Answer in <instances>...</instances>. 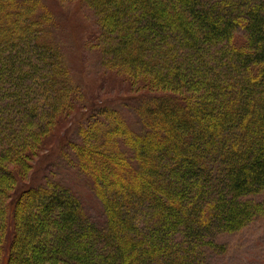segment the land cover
Instances as JSON below:
<instances>
[{"label": "trees", "instance_id": "1", "mask_svg": "<svg viewBox=\"0 0 264 264\" xmlns=\"http://www.w3.org/2000/svg\"><path fill=\"white\" fill-rule=\"evenodd\" d=\"M86 1L102 58L161 90L125 104L144 131L118 106L85 111L74 156L104 218L56 182L18 188L0 264H207L264 190V0ZM50 11L0 0V196L28 165L24 124L63 97L46 102L64 71Z\"/></svg>", "mask_w": 264, "mask_h": 264}, {"label": "rangeland", "instance_id": "2", "mask_svg": "<svg viewBox=\"0 0 264 264\" xmlns=\"http://www.w3.org/2000/svg\"><path fill=\"white\" fill-rule=\"evenodd\" d=\"M42 2L52 12L49 28L51 42L55 44L52 49L56 50L57 47L61 66L64 68L54 85L57 91L51 92L49 99L46 97V102H52L58 95L63 97L56 109L45 105L43 114L40 113L38 118H33L29 123H23L32 138L29 140L30 152L25 158L28 165L24 172L17 175V185L0 196V254L8 226L10 195L15 197L14 193L18 188L22 189L31 183L45 180L70 187L79 194L93 220L97 222L104 218L99 199L94 195V181L79 171V162L74 156L77 152L75 145L84 140L80 129L83 126L82 120L87 117L85 111L118 106L128 116L127 120L133 127L140 126L144 131L147 125L138 123L132 113H136L137 109L130 110L132 107H128L129 110H125V104L137 102L143 91L161 90L151 78L131 75L125 68L116 67L114 63L102 58L101 44L96 47L92 45L96 34L103 31L101 19L86 0ZM103 37L105 36L102 39ZM244 40L246 39L241 31L235 34L234 42L238 46L244 44ZM169 105L176 107L179 104L171 102ZM18 117L17 115L16 118ZM21 128L20 124L19 130ZM34 130L40 133L39 137L32 136ZM6 166L15 169L16 164L8 162ZM249 199L256 205L257 213L246 225L218 237L217 240L225 245V249L218 252L211 250L207 254V264H264V190L257 191ZM25 202L26 200L23 203ZM43 264L49 262L45 260Z\"/></svg>", "mask_w": 264, "mask_h": 264}]
</instances>
